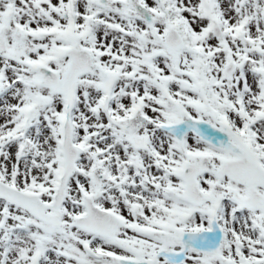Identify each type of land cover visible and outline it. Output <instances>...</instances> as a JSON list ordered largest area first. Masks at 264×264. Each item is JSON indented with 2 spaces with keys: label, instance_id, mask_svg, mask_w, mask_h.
<instances>
[{
  "label": "snow or ice",
  "instance_id": "6c2138e0",
  "mask_svg": "<svg viewBox=\"0 0 264 264\" xmlns=\"http://www.w3.org/2000/svg\"><path fill=\"white\" fill-rule=\"evenodd\" d=\"M0 264H264V0H0Z\"/></svg>",
  "mask_w": 264,
  "mask_h": 264
}]
</instances>
